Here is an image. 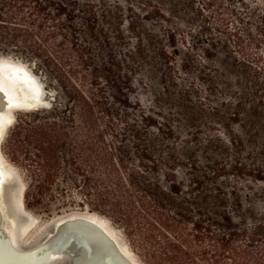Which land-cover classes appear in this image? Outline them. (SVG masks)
<instances>
[{"label": "trees", "instance_id": "trees-1", "mask_svg": "<svg viewBox=\"0 0 264 264\" xmlns=\"http://www.w3.org/2000/svg\"><path fill=\"white\" fill-rule=\"evenodd\" d=\"M122 1H114L107 18L109 21L99 24L98 0H82L80 4L78 0H69L67 4L61 2L55 6L52 0H0V52L29 54L45 69L50 66L56 69L55 63L68 59L89 74L85 73L87 76L82 78L83 90L72 79H55L67 99L63 109L68 115L59 111L61 105L42 113L45 117L38 128L43 133L34 138L38 144L39 138H48V147L40 143L37 154H25V161L34 162L32 159H35L38 162V174H32L27 183L25 207L41 210L48 194L46 185L55 179L53 174L43 171L55 157L54 137H58L57 130L66 124L77 123L78 129L86 130L93 158L91 186L84 189L83 199L79 198L81 204L85 201L91 211L110 212L125 227L133 223L139 231L143 213L173 222L175 219L185 220L184 209L180 203H175L182 192L179 183L169 180L167 186H163L159 179L163 173L165 180L173 178L180 169L182 162L167 146L173 145L171 139L183 140L173 134L172 126L167 125L161 116L143 111L139 104L135 110L139 111L142 127H138L128 118V112L134 109L129 99L121 96L115 101L116 98L110 96V101L104 96V85L96 76L100 73L120 75L117 59L110 50L111 40L127 47L126 58L136 67L159 66L170 75L163 78L166 100L184 116L190 128L184 137L188 138V143L200 147L202 170L210 179L217 181L231 173L232 177L264 184V170L247 166L245 162L252 159H240L245 152L242 140L235 133L211 130L210 124L203 122L205 111L199 106L184 104L191 96L186 91L183 93L181 85L171 76L172 73L178 76L201 74L200 80L209 83L206 93L211 94L208 88H212L213 66L194 61L191 53L178 64L176 48L184 47L185 36L175 34L165 15L154 5L144 0ZM200 1L201 25L198 30L208 36V48L202 51L206 61L213 59L215 47L223 49L229 45L237 50L236 53L244 54L246 42L253 41L251 26L264 39L263 30L249 23L253 20V12L247 11L244 16L240 14L239 6L248 7L244 0H234V3L229 0V3L223 0ZM123 4L127 6L124 8ZM75 6H78L75 9L80 16L74 13ZM119 9L132 14L139 24L136 26L131 19H121L116 11ZM196 46L197 43L192 44L191 50ZM107 83L112 86L110 79ZM115 102L119 109L114 106ZM235 117L230 114L223 118L222 125L229 129L228 125L235 121ZM28 127L27 122L16 121L14 131L11 135L8 133L6 139L19 136L20 130ZM201 129L207 132L202 134ZM31 138L29 134L24 136L28 142ZM199 173L201 176L202 171ZM80 180L86 182L83 177L76 181ZM191 184L194 188L198 186L196 180ZM170 214L174 218H170ZM223 219L216 230L210 229L214 225L203 221L190 222L186 233L185 229L181 233L174 229L178 242L166 244L161 257L171 264H264V225L236 228L230 218Z\"/></svg>", "mask_w": 264, "mask_h": 264}, {"label": "rangeland", "instance_id": "rangeland-1", "mask_svg": "<svg viewBox=\"0 0 264 264\" xmlns=\"http://www.w3.org/2000/svg\"><path fill=\"white\" fill-rule=\"evenodd\" d=\"M68 1L52 0V5L55 6L56 3L60 4L61 2L67 4ZM81 1L78 0L79 4ZM98 1H100L99 24H105L109 21L107 18L110 15V10H113L114 1L123 3L122 0ZM144 1L154 5L165 15L169 25L175 29V34L185 36L184 47L176 48L178 64L188 53H191L194 56V61L203 66L206 63L213 66L214 72L210 84L212 88H208L212 91L211 94L206 93L209 83H203L200 80L201 74L196 76L171 74L177 80V84L181 85V91L183 93L186 91L188 96H191L187 98V101H184V104L190 107H201L205 111L202 117L204 118L203 122L209 123L211 130L235 133L242 140L245 151L240 159H252L245 162L247 166L255 170H264V39L251 26L253 41L246 42L244 54L236 53L237 50L229 45L223 49L215 47L214 57L208 62L202 54L203 48H208V36L203 35L198 30L199 25H201L199 20L200 0ZM223 1L234 3V0ZM244 1L248 7L245 9L239 6L240 14L243 15L247 11L253 12V20H249V23L262 29L264 37V0ZM108 5H111V8ZM78 6L73 8L76 16H80V12L75 9ZM126 6L123 4L124 8ZM103 7L105 8L104 11ZM107 11L108 13H106ZM116 11H119L118 14L121 19H131L136 26L139 24L138 19L124 9ZM106 30L109 32V28ZM129 36L127 33V37ZM109 37L111 36L109 35ZM111 43L110 50L117 59L120 75L107 76L100 73L96 76L104 85L103 90L106 93L104 96L109 99L110 96H114L115 101L120 100L121 96L129 99L130 106L134 109L128 112V118L134 120L138 127H142L139 111L135 110L136 105L139 104L143 111L161 116L167 125L172 126L173 134L183 140L178 142L171 139L169 141H172L173 145L167 146L177 154V158L182 162L180 169L173 178L165 180L163 173L162 175L159 174L161 175L159 179L163 186H167L166 181L169 180H173L175 184L179 183L182 192L175 203L177 205L180 203L179 205L184 209L185 220L175 219L176 222H173L171 219L155 218L140 212L143 213L141 214L143 218L139 220V231L133 223L130 227H125L126 225L121 224L119 218L110 212L91 211L87 208L85 201L81 204L79 198L83 199L84 189L91 186L93 158L86 130L78 129L77 123H69L63 129L57 130L58 137H54L53 142L55 157L43 170L53 174L55 179L46 185L48 194L41 205V210L35 211L25 207L27 211L29 210L30 213L38 217V227L57 216L72 211L96 213L107 219L114 228L121 232L122 238L142 264H171L161 257L163 248L170 242H178L173 230H179L181 233L185 229L186 233L191 226L190 222H208V224L214 225L210 228L211 230H216L224 217L230 218L236 228L247 227L250 229L254 225H264V184L252 183L248 178L232 177L231 173L217 181L210 179L206 171L202 170L200 147L188 143V138L184 137L190 131L184 116L181 111L169 106L166 100L163 91L165 89L163 78L170 75L163 67L159 66L136 67L126 58L127 47L122 42L111 40ZM194 43H197V48L191 50L190 46ZM0 56H10L27 64L40 78L41 83L45 85L46 100L52 104L49 109L54 110L58 105H61L58 108L59 111L68 115V111L63 109V106L67 105V99L55 79L58 77L62 81V78L72 79L83 90L82 86L85 83L82 78L88 74L83 68L78 67V65L74 66L68 59L55 63L56 69L53 66L45 69L41 62L36 61L34 57L26 53L0 52ZM108 79L112 81V86L107 83ZM237 94H239L238 99L240 101L234 99ZM188 100H191V103ZM236 102H239L240 105H236ZM113 104L119 109L116 102ZM49 109L27 114L16 113L15 123L21 120L27 122L29 127L26 130H20L19 136L6 139L8 133L11 135L10 133L14 131V128H11L2 143L3 155L18 170L26 184V189L30 176L38 174V162L35 159H32L34 162L25 161V154H37V146L40 143L44 147H48V138H39L38 144L34 137L37 138L43 133L38 127L45 117L42 113L50 111ZM230 114L236 115L235 121L228 125L229 129H226V126L222 125V120L229 117ZM157 120L162 122L159 117ZM201 132L204 134L207 131L201 129ZM27 134L32 136L29 142L24 139ZM132 159H135L134 156ZM200 170L202 171L201 176ZM81 177L86 182L83 180L76 181ZM192 180L198 182V186L195 188L192 187ZM82 187L83 189L80 190ZM172 210L170 209L171 212ZM170 218H174L172 214H170Z\"/></svg>", "mask_w": 264, "mask_h": 264}, {"label": "bare ground", "instance_id": "bare-ground-1", "mask_svg": "<svg viewBox=\"0 0 264 264\" xmlns=\"http://www.w3.org/2000/svg\"><path fill=\"white\" fill-rule=\"evenodd\" d=\"M44 88L40 78L24 62L0 56V117L4 121L0 135V264H72L66 259L67 253H64L63 263L55 261L54 254L73 249L74 256L81 257V241L88 237L86 228L93 226L113 242L128 264H142L121 232L96 213L72 211L38 227V217L26 210V184L5 158L1 147L8 131L15 125L16 113L40 110L25 111L19 106L36 107L38 103H47ZM38 91L40 95L36 98L32 93ZM70 239L74 240L75 246L68 249L64 241ZM92 262L96 264L95 260Z\"/></svg>", "mask_w": 264, "mask_h": 264}, {"label": "water", "instance_id": "water-1", "mask_svg": "<svg viewBox=\"0 0 264 264\" xmlns=\"http://www.w3.org/2000/svg\"><path fill=\"white\" fill-rule=\"evenodd\" d=\"M8 58L13 59L10 56H6ZM17 60V59H14ZM22 62V61H20ZM27 65V64H26ZM44 85V84H43ZM45 87V85H44ZM33 88V87H32ZM48 96L49 94L46 93ZM32 95L36 98H38V95H40V92L38 93L34 92ZM21 109L25 111H31V110H43V109H49L52 107L51 103H38L36 104V107L34 106H19ZM14 108H12L13 110ZM4 136V135H3ZM87 240L81 241V248L80 250V256H74V250L71 249L70 252H59L54 254V260L57 262H64V253H67V260H71L72 264H92V260L96 261V264H128L127 261L118 253L117 248L113 244V242L105 236L97 227H87ZM49 234L51 231L48 232ZM64 246H66L68 249H70L71 246H75L74 240H66L64 241ZM77 247V246H76ZM74 248V247H73ZM66 250V248H64ZM63 251V250H62Z\"/></svg>", "mask_w": 264, "mask_h": 264}, {"label": "snow or ice", "instance_id": "snow-or-ice-1", "mask_svg": "<svg viewBox=\"0 0 264 264\" xmlns=\"http://www.w3.org/2000/svg\"><path fill=\"white\" fill-rule=\"evenodd\" d=\"M3 130H4V121L2 117H0V135H2Z\"/></svg>", "mask_w": 264, "mask_h": 264}]
</instances>
